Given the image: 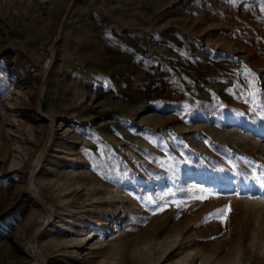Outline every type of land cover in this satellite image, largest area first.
Here are the masks:
<instances>
[{
    "label": "rangeland",
    "instance_id": "1",
    "mask_svg": "<svg viewBox=\"0 0 264 264\" xmlns=\"http://www.w3.org/2000/svg\"><path fill=\"white\" fill-rule=\"evenodd\" d=\"M70 1L0 0V264H264V0Z\"/></svg>",
    "mask_w": 264,
    "mask_h": 264
},
{
    "label": "water",
    "instance_id": "2",
    "mask_svg": "<svg viewBox=\"0 0 264 264\" xmlns=\"http://www.w3.org/2000/svg\"><path fill=\"white\" fill-rule=\"evenodd\" d=\"M72 2H73V0L70 1V4H71ZM67 12H68V11H66L65 14L63 15V18H62L61 23H60V28H61L62 25L64 24V21H65V19H66V17H67ZM59 37H60V33H58L56 40H55L53 43H51V44L49 45V50H50L51 54H53V46H54L55 42L59 39ZM49 67H50V65L47 64V66H46V70H45V73H44V75H43V80H45V78H46V76H47V74H48ZM44 90H45V84L43 83V84H42V87H41V94H40V101H39V110H40V112L43 113L45 116L49 117L47 114H45V113L42 112V110H41V108H42V97H43V94H44ZM42 154H43V149L40 151V154H39V157H38V161H39V162L37 163L35 169L32 170L31 173H30V181L32 180V178H33L35 172H37V170H38L39 167H40V164H41V156H42ZM34 193H35V194H36V195H37V196H38V197H39V198H40V199L46 204V201H45V199L43 198V196H41L37 191H34Z\"/></svg>",
    "mask_w": 264,
    "mask_h": 264
},
{
    "label": "bare ground",
    "instance_id": "3",
    "mask_svg": "<svg viewBox=\"0 0 264 264\" xmlns=\"http://www.w3.org/2000/svg\"><path fill=\"white\" fill-rule=\"evenodd\" d=\"M37 160H38V159H37ZM38 162H39V161H38ZM38 162H37V163H38ZM36 165H37V164H36ZM35 167H36V166H35ZM35 167H34V169H35ZM34 169H33V170H34ZM30 184H31V188L34 190V188H35V187H34V183L31 182ZM32 189H31V190H32Z\"/></svg>",
    "mask_w": 264,
    "mask_h": 264
}]
</instances>
